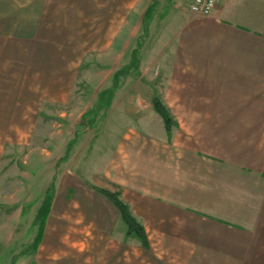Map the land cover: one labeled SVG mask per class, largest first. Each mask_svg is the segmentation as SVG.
<instances>
[{
	"label": "crops",
	"instance_id": "0c3cea01",
	"mask_svg": "<svg viewBox=\"0 0 264 264\" xmlns=\"http://www.w3.org/2000/svg\"><path fill=\"white\" fill-rule=\"evenodd\" d=\"M4 1L15 0H0V11L8 8ZM26 1V9L45 10L49 2L61 9L35 28L58 27L49 40L54 47L86 26L101 41L105 33L117 34L116 42L133 33L137 48L159 16L170 35L155 59L152 79L161 86L152 114L124 107L127 121L114 125L120 136L93 181L69 172L56 184L53 176L35 252L55 230L61 239L57 217L65 214L86 226L85 240L76 234L73 245L104 255L96 264H264V0H217L210 15L194 14L191 0ZM114 38L100 46L118 48ZM154 98L171 115L169 131ZM100 190L118 193L147 245L128 234L117 205Z\"/></svg>",
	"mask_w": 264,
	"mask_h": 264
},
{
	"label": "rangeland",
	"instance_id": "374dc122",
	"mask_svg": "<svg viewBox=\"0 0 264 264\" xmlns=\"http://www.w3.org/2000/svg\"><path fill=\"white\" fill-rule=\"evenodd\" d=\"M3 3L8 8L0 11V264H96L104 255L87 256L82 242L73 245L76 234L85 240L86 226H74L65 214L57 217L61 239L55 230L38 252L31 251L37 235L33 220L52 194L45 191H54L53 176L56 184L69 172L93 181L92 173L102 170L120 136L114 125L127 121L126 105L143 118L152 114L153 91L161 86L152 79L155 59L170 36L164 16L151 25L137 53L139 63L127 69L136 61L133 33L119 34L118 42L117 34L105 33L101 41L83 26L54 47L49 40L58 27L35 33L46 13L61 10L53 2L41 11L23 7L26 0ZM113 37L118 48L100 46ZM65 208L69 211L67 203Z\"/></svg>",
	"mask_w": 264,
	"mask_h": 264
},
{
	"label": "trees",
	"instance_id": "16d2710c",
	"mask_svg": "<svg viewBox=\"0 0 264 264\" xmlns=\"http://www.w3.org/2000/svg\"><path fill=\"white\" fill-rule=\"evenodd\" d=\"M152 11H153V6H151L147 10L146 18H148L151 15ZM140 48H141V45H139L136 48V50H134L133 59L136 61H133L132 64H130L127 69H130L132 67L134 68V66L136 67V65L138 63L137 53H139ZM153 104H154L156 110L158 111V113L164 119L166 128L169 131L171 120H172L170 113L168 112V110L164 107L163 103L158 98L157 99L154 98ZM50 186H51L50 188H53V184H51ZM100 191L103 192L105 195H107L109 198H111L112 201L117 205L118 209L120 210V212L122 214V217L124 218L125 222L128 225V234L136 233L138 235V237L142 240V243L147 245L148 241H147V237H146V233L144 231V228L140 224H138L136 222V220L133 218L128 207L119 199L118 193H112V192L107 191V190H100ZM47 193H52V192H50V190H47ZM52 199H53L52 194H46V198L43 201L42 206L39 208V212H38L36 220H35V224L38 225V231H37V235H36L35 240L31 244V248H32L31 251H33V252H35V250L38 248V246L41 242L44 224H45V221L47 219L48 213L50 211Z\"/></svg>",
	"mask_w": 264,
	"mask_h": 264
},
{
	"label": "built area",
	"instance_id": "2783aa9c",
	"mask_svg": "<svg viewBox=\"0 0 264 264\" xmlns=\"http://www.w3.org/2000/svg\"><path fill=\"white\" fill-rule=\"evenodd\" d=\"M216 3L217 0H191L190 10L194 14L210 15L216 6Z\"/></svg>",
	"mask_w": 264,
	"mask_h": 264
}]
</instances>
